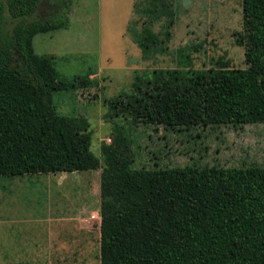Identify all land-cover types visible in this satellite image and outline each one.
I'll list each match as a JSON object with an SVG mask.
<instances>
[{"label":"trees","instance_id":"16d2710c","mask_svg":"<svg viewBox=\"0 0 264 264\" xmlns=\"http://www.w3.org/2000/svg\"><path fill=\"white\" fill-rule=\"evenodd\" d=\"M72 1L0 0V175L101 167L87 118L59 113L53 101L54 91L87 86L90 72L67 79L33 48L36 34L68 27ZM137 5L143 57L168 53L172 1ZM241 7L236 43L247 67L217 59L195 69L180 48L177 67L135 72L107 117L169 129L264 123V0ZM99 197L100 264H264L262 165L133 168L119 156L101 169Z\"/></svg>","mask_w":264,"mask_h":264},{"label":"rangeland","instance_id":"374dc122","mask_svg":"<svg viewBox=\"0 0 264 264\" xmlns=\"http://www.w3.org/2000/svg\"><path fill=\"white\" fill-rule=\"evenodd\" d=\"M171 1L168 53L153 58H144L136 42L143 19L133 23L134 5L145 8L146 0H73L67 28L33 37L35 53L52 55L61 76L90 72L87 86L54 91L53 101L59 113L87 118L101 167L0 175V219L8 220L0 231V264H100V172L119 156L133 168L264 166V123L169 129L107 117L111 99L130 92L135 72L177 67L180 48L195 69L217 59L247 67L244 46L236 43L241 0ZM162 22L152 25L156 32Z\"/></svg>","mask_w":264,"mask_h":264},{"label":"crops","instance_id":"0c3cea01","mask_svg":"<svg viewBox=\"0 0 264 264\" xmlns=\"http://www.w3.org/2000/svg\"><path fill=\"white\" fill-rule=\"evenodd\" d=\"M6 223H8V220L6 219V221H3L0 219V231L2 229V225H5L6 226Z\"/></svg>","mask_w":264,"mask_h":264}]
</instances>
